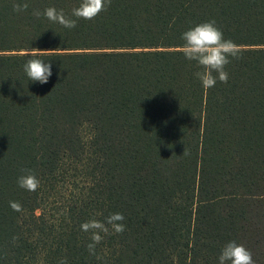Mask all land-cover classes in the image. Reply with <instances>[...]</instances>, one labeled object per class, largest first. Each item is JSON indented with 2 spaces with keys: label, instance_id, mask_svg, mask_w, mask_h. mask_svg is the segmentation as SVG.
Listing matches in <instances>:
<instances>
[{
  "label": "trees",
  "instance_id": "1",
  "mask_svg": "<svg viewBox=\"0 0 264 264\" xmlns=\"http://www.w3.org/2000/svg\"><path fill=\"white\" fill-rule=\"evenodd\" d=\"M80 3L0 0V264H219L231 241L264 264V0H111L72 29L33 15ZM209 21L240 51L205 89L180 48ZM113 213L125 231L90 252L81 225Z\"/></svg>",
  "mask_w": 264,
  "mask_h": 264
},
{
  "label": "clouds",
  "instance_id": "2",
  "mask_svg": "<svg viewBox=\"0 0 264 264\" xmlns=\"http://www.w3.org/2000/svg\"><path fill=\"white\" fill-rule=\"evenodd\" d=\"M111 0H81L78 7L71 12V17L65 16L63 10L57 11L53 7L46 8L43 13L34 11L33 15L40 18L43 15L47 20L58 23L64 28L72 29L76 27L77 20H93ZM28 9V4L15 3L13 11L22 12ZM181 39L183 45L180 51L185 59L195 62L196 66L202 71H197L194 75L205 89L216 85L217 80L222 83L228 82V73L225 66L230 63V57L235 59L239 55V46L231 40H226L223 33L216 27L215 21H209L196 25L185 31ZM39 54V51H38ZM24 72L30 81L41 85L48 83L52 75L51 64L39 58H31L24 64ZM215 74V75H214ZM184 154V153H183ZM18 186L26 191L34 192L38 189L40 182L34 174L20 176L17 180ZM14 211H21L18 202H10L9 205ZM124 216L121 213H113L101 222L95 219L89 220L81 225L84 232H91V241L88 245L90 252H94L95 246L99 244L103 236L101 233L108 234L111 226L114 234H122L125 231ZM219 264H255L252 253L243 245H238L235 241L227 243L219 255ZM60 264H67L66 258Z\"/></svg>",
  "mask_w": 264,
  "mask_h": 264
}]
</instances>
